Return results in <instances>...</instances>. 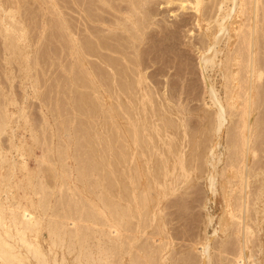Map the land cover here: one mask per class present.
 Instances as JSON below:
<instances>
[{"label": "bare ground", "instance_id": "1", "mask_svg": "<svg viewBox=\"0 0 264 264\" xmlns=\"http://www.w3.org/2000/svg\"><path fill=\"white\" fill-rule=\"evenodd\" d=\"M38 1L40 2V0ZM46 1L43 4L44 6L47 4ZM178 1L180 2L181 8L190 9L189 12L191 17L189 16L190 19H188L189 17L187 19L190 20L191 24L186 17L184 19L181 18L177 22L175 21V23L173 22L174 24H166L165 21L163 24H160L159 21L164 20V16L159 17L160 12L158 13L156 11L157 9H152L153 6L151 7V5L154 4L155 0H50L49 3L52 7L57 9L55 11L57 12V23L55 22L57 25L55 27L57 28V31L54 28V33H58L56 36L57 39L55 38L54 35L56 34L54 33L53 38L56 39L54 41H57V46H59L57 47L59 49L56 52H58V59L62 62V67L67 74L65 77H67L75 88L82 90V93H88L90 96L100 95L101 97L98 96L99 98H102L100 106L104 105L106 109H110L113 116L119 120V123H117L118 126L116 124L115 126L113 125L110 129V134H106V139L103 138L105 145H103L102 148H97L96 144H98V137L96 136L97 138H94V136L93 139H87L86 142H82L85 143L83 144V147L86 149L81 152L79 151L78 153L72 151V146H75L76 144H74V142L73 145H71L69 140V142L65 144L64 149L58 151L62 154L59 155L57 153L59 156H56L55 154L54 157H51V161L48 160L49 158L46 154L41 153V163L46 161L54 166L53 171L52 168H49L52 172L46 173L45 169L48 168H44L43 166H38V169L28 171L29 169L27 168L28 165L26 158L28 159V156L33 154V149L31 148L32 144L35 145L36 142H38L37 140L39 137L37 139L32 133L35 126H32L33 123L30 124L29 117H27L24 112V107V110L19 108L20 110L18 112L19 119L23 117L20 126L24 128L23 132L30 131V144L24 142V140H22L23 137L18 139L17 143L12 141L14 138L12 135L13 129L12 126H10L12 111L9 112V116L7 115V119L3 117L5 115L0 116V135L8 132L10 135L7 145H5L0 138V264H140V261L138 262L135 260L140 259L139 257L136 258L139 254L148 264L176 263L178 249L176 247L177 243L174 240L175 235L177 237L178 231L176 228H173L172 225L170 226V223L168 224L169 219H165L166 212L163 211L166 210V206L164 209V204H167V202L171 203V201L174 202L175 200L173 198L171 200V197H169V200L171 201H168L167 197L170 195L173 197L175 195V197L177 196V199H182V202H184L183 198H178L179 193L176 194V192L180 190L181 187V189L184 190L183 186H181L182 183L190 188L191 186L188 185L190 183L186 182L195 181L191 180V178L197 177L195 174V176H192L191 173H189L190 168H188L190 165L194 167L197 164L193 165L189 162L190 164H188L189 166L187 167V163H185V159H183L184 151L187 149V146L185 147L186 149L184 148V140H187L186 135L188 134V132L186 134L187 129H185V126L187 125L185 123V119L187 118L185 117V113L187 110H184V116H182L185 119H178V114L181 117L184 108L180 107L182 104L178 106L179 109L177 105V108L172 107V97L170 105L172 111H176L173 110V108L178 110L175 112L177 113V118L175 119H177L178 123L176 120L173 121V119H170L176 123L174 124L172 122L175 126H173V124H171V126L169 124L171 123L169 120L170 116H165L168 120H166L168 125H166V118L162 119L164 120L163 125L166 123L163 126L164 130L161 128L162 125L159 126V128L157 125H154L156 127H152V130H148V128H150L148 126H152L151 124H153V121L152 123L148 121L150 123L149 125L148 123L146 125L144 124L147 122L146 120H148L146 117L149 118V113L147 114L148 108L145 105V97L143 95L147 94L146 92L149 88L148 83L151 85L158 79H155V82H152L151 84L150 81L147 80V83L146 79H148L147 77H150L151 74L150 71L149 75H146L145 73V69H147L145 66L149 65L147 64L148 61L150 59H157V61L158 59H164L167 63L168 61L171 62V65L174 62L172 67H169L168 64L170 63L167 64L168 68L171 70V68L174 69V64L179 60L177 59L178 56L183 54V52H180V54L174 50L179 48L176 46L178 45L177 35L180 34L179 30H181L178 29V27H184V30L181 31H185L186 29L185 34L187 32L189 34L196 33L200 35L199 37H196L195 40L197 44L196 50L198 49L197 52H199L200 68L205 71V75H202L209 107L213 109V112L210 113L212 114L211 116H208L209 113L206 114V118L202 116L204 118L203 121L202 117H199L204 123H202L203 125H209V129L208 126L205 125L208 132L210 131V136L208 138L211 140L208 139L210 144L208 143L209 145L206 148V151L200 142H194L198 145V149L203 147L202 149L205 151V154L204 151L202 152L205 155L204 162L211 166L210 170L205 172L203 166H196V170L198 169L200 172L204 169L200 174L197 170L198 177L203 178L205 185L207 186L206 188L209 189L212 196L220 194L222 198V211L221 215L218 217V229L215 228L213 232L217 233L218 230L222 231V229H225L224 227L231 223V221L236 222L233 219H237L236 224L232 223L233 226L236 225L235 228L237 233H234L240 236L238 238V245H236L238 246V255L234 256V260L240 264H254V261L251 262L252 259L251 261L248 260L249 257H246L245 254L250 243V237L255 231L253 230L254 227L252 228L249 226L246 218H249L248 216L250 215L255 226L259 228V237H261V234H264V182L259 186V190L257 189L258 191L255 195V199L252 200L251 203V205L253 204L252 211L248 214V206L251 201H248L249 192L247 191L248 189H246L248 184L246 182L248 181L246 179V169L249 168L248 164L250 163L252 156L256 153L257 146L260 144H257L258 142L254 133L257 131L259 133H264L262 131L264 130V127H262L264 126V117L261 116L263 117L261 120L259 117L258 119L255 116L256 114H259L258 112L260 109L264 112V78L262 77L264 72V57H261L258 54V52L261 51L260 49H262L264 53V0ZM11 2L10 0H0V27H2L0 33L3 35V42L6 39L7 41H5L10 47L8 49V45H6L7 43L5 42L6 49H4L3 53L5 54L4 58L19 57L22 59L24 58L27 61L33 54L32 50H29L31 49V46L25 43L28 42L29 39L26 38V33H28L26 32L27 28L24 20H22L24 17L22 18L20 16L22 19L16 17L17 13H19L18 9L20 8V6L18 8L19 0L12 5ZM165 2L168 3L171 2V0ZM40 3L42 4L43 0ZM42 15L43 14H41V16ZM53 17H51V20ZM43 23L45 24V20H43ZM188 23L189 25H187ZM46 25H40L39 27L41 29L38 27V30L40 31H37L36 34L39 39L46 36ZM49 26L50 27L48 28L50 29L52 26L54 27L53 23L52 26L51 23ZM186 26L187 28H185ZM156 27H158L159 30H156ZM43 31H45V35L41 36ZM48 32H52V29L47 31V34ZM187 35L188 34H186V36ZM46 37H50V35H47ZM37 40L38 39H36V41ZM23 42L25 45L22 44ZM16 43H21L20 47ZM27 47H29V49ZM173 50L175 51L174 54ZM184 54L186 53L184 52ZM184 54L183 57H186ZM174 56L177 57L174 58ZM171 58L173 61H170L172 60ZM9 59L8 61H10ZM150 61L149 63L152 64V61ZM163 64V67L166 66L165 62ZM184 64L185 63H183V66ZM152 65H154V63ZM156 65L157 64L154 66ZM178 67L180 70L182 69V67ZM185 67H187V65ZM72 68L75 69L74 73ZM155 69L158 71V74L161 72L160 66ZM23 70H25L27 74L28 68ZM166 70L164 71L166 72ZM154 71L152 74H154ZM172 71L175 72L174 70H171V72ZM216 73L219 74L220 77V89H217L216 81L213 79L214 74ZM162 74V76L166 77L164 72ZM72 75H74V77ZM156 75L151 76L154 77ZM22 79H25L24 81L29 87H33L32 84H30L27 75L23 76ZM167 79V81H169V77ZM170 80L172 81L171 78ZM158 81L161 80L158 79ZM156 83L153 85L156 86ZM166 83L167 82L164 84ZM175 83L176 82L171 84L170 82V85L173 87H169L168 89L172 90L175 88ZM152 86H150V88H152ZM154 86L153 88H157ZM165 89L167 88L164 86L159 87L160 91L157 93L160 92V97L162 92L165 94L167 93ZM168 89L167 91H169ZM152 91L154 92L157 90L153 89ZM136 92L140 94L144 93L142 98L139 99L141 105L139 106H143V108L140 109L139 107L140 111L138 112V107L135 105L136 110L134 109V113H131V109L134 107L129 104L132 102V104H134V101L129 98L132 102H127V104L126 102L122 103L123 99L120 101V99L117 100V98H120L123 94L125 95V99L126 95H128L127 98L130 95L132 98ZM171 93L172 92H170V94ZM170 94L167 96L165 95L166 97L162 95V97L164 96L165 100H167L166 98L170 99ZM82 95L83 94H81V97ZM169 95L170 97H168ZM85 96L87 97V95L84 94L83 98ZM110 97H113V100ZM135 98L137 99V96ZM13 100L15 99L12 98V100H8V106L14 105L15 101ZM146 100H148L147 97ZM89 101L90 103L85 101L87 103L86 105H89L86 107H90L89 110H91L93 109V106H96L97 104L92 105L91 100ZM117 101H120L122 104H119L118 106ZM159 102H162V100ZM136 103L138 104L137 100ZM124 104L128 105V110H125L127 109V105H125L126 107L122 106ZM117 106L119 109L120 107L122 108L121 110H123L122 113L124 116H122L123 114L121 116L119 115L116 110ZM158 106L159 105H157V107ZM171 107L167 108L166 112L168 109L171 110ZM129 108L131 111H129ZM226 108L231 110L230 113ZM232 110L236 115V126H234L236 127V132L234 131L235 136H233L235 137L234 139L236 142H234V145L232 143L234 140L230 141L234 146L228 142L232 146V149L235 148L234 151L231 149L233 154L235 152L233 156L235 158L231 160V154H229V159L226 155H223L225 154V146H223V149L220 152L218 151V147L221 145V135L224 128H226L225 122L228 120L227 118H229L228 115H232ZM174 112L172 113V116L175 114ZM180 112H182V114ZM150 116L152 115L150 114ZM161 118H163V116ZM256 122L261 125L262 130L260 128H258L260 131L257 129V126L260 125ZM202 124L200 123V125ZM165 129L167 130L166 134ZM207 130L203 132L199 131V133H204ZM66 132L67 131H65V133ZM258 132L257 134L255 133V135L259 136ZM261 133L260 136H262ZM206 134L204 133L207 137ZM167 135H171V137H167ZM189 138L190 137H188V139ZM206 139L204 141H206ZM103 140L101 139V141ZM204 141L202 142L204 143ZM156 143L158 146L155 145ZM199 144L201 147H199ZM197 145L194 146L197 147ZM44 148H42L41 151L47 152L48 150ZM153 148H156L157 154L153 152ZM195 149L196 153L195 150L192 151L195 153H192L193 157L200 153V150L197 148ZM258 149H260V147ZM52 154L53 153H51V155ZM154 154L155 156L157 155L158 159L153 158V162L152 157ZM189 155L190 158H192L191 154ZM189 155L185 156L187 157ZM199 155L198 156L201 157V153ZM14 156H16V158L18 157L20 160H16V158L14 159ZM223 156H225L224 159ZM199 157L196 159L198 160ZM202 158L203 157L200 159ZM186 159V162H188L189 157ZM196 159L192 158L191 160L194 161L192 163H197L195 162ZM223 160L231 161L222 164L224 167L221 166V169L219 168V163ZM66 161L70 163H67ZM255 165L253 166L254 168ZM250 166L252 165L250 164ZM193 167H191L192 170ZM197 167H201L202 169ZM220 169L222 171H220ZM248 170H251V167ZM248 172L250 173V171ZM189 175L192 177H190V180L188 179V181L186 178ZM181 180L183 181L178 189V184ZM184 181L186 184H184ZM61 185H65L64 191L69 193V195L67 194V197H64L65 200L61 202V204H57L55 201V203L51 205V194H53L52 192L56 186L60 189ZM191 185L193 184L191 183ZM236 190L239 192L240 196H236L237 199H235L237 201H232L231 203L232 192ZM184 191V193L187 192L186 189ZM184 193L183 195H185ZM180 194H182V192ZM235 194L236 193H234V195ZM166 198L167 202L165 201ZM191 198H193L192 195ZM177 199L175 200L176 203L172 202V205L176 204L179 207L182 203L178 205ZM57 201H59V199ZM186 201L187 199L184 203H186ZM169 205V207L172 206L171 204ZM169 207L166 211H168ZM175 207L176 206L173 208ZM170 211L171 209H169V212ZM175 214L174 216L177 215ZM205 214L206 220H204V223L211 224L214 218L209 213ZM167 216H170L171 219V216L173 215L170 212ZM147 217L152 218V220L155 219L154 222L152 221L156 227V231L153 232L155 233V237H153V235L151 237L155 239L156 246L153 245V247L148 245L145 247L143 244L141 246L140 243L137 247L134 243L138 233L135 236L130 232H139L141 226L144 225L142 220L145 221ZM148 218L146 220H149ZM172 222L173 221L171 220V224ZM146 225L148 226V221L146 222ZM128 232L131 235L127 234ZM222 233H224V230ZM190 234L191 233L189 232V235ZM189 237L190 236H188V238ZM210 237L211 235L205 234L203 236V241H198L197 243L194 242L193 244L194 248L198 249L199 253L197 254H200L203 259L202 264H210L211 262ZM237 237L238 236H236V238ZM122 238L128 239L130 247L134 248L136 245L137 251L135 252L138 253L137 255L135 254L136 256L132 254L129 246L124 245L126 242H124ZM259 245V254L262 255L264 254V239L261 240ZM260 258H262V256ZM257 264H261V261Z\"/></svg>", "mask_w": 264, "mask_h": 264}, {"label": "rangeland", "instance_id": "2", "mask_svg": "<svg viewBox=\"0 0 264 264\" xmlns=\"http://www.w3.org/2000/svg\"><path fill=\"white\" fill-rule=\"evenodd\" d=\"M12 1V2H11ZM38 0H19V4H18V8H19V6H20V8L18 9L19 11V13H17V15H16V17L17 18H19L20 16L23 18H21L22 20H24V22H25V26H26V28H27V31L26 32H28V33H26V38H29L28 39V42H25V43H27V44H29V46H31L30 48L31 49H29V47H27L30 51L32 50V52H33V56L31 55L30 57H29V59L26 61L24 58L22 59V58H16V57H13V58H11V57H7L6 59L4 58L5 57V54H3L4 53V49H6V45H8V43L4 40V42H3V35L0 33V116H3V115H5V116H3L4 118H8V116H9V112H11L12 113V115H11V119H10V126H12V135L14 136V138H13V136H12V141H14V143H17L18 142V139H20V138H22V140H24V142H26L27 144H30L29 142H31L30 141V138H31V136H30V131H24L23 132V130H24V128H22L20 125L22 124V118L23 117H21L20 119H19V108H22L23 109V107H24V112L26 113V116L27 117H29L28 119L30 120L29 122H30V124H32V126L34 127V129L32 130L33 132V134L37 137V139H38V137H39V139L37 140L38 142H36V144L34 145V144H32V149H33V151H32V153L33 154H31V156L29 157L28 156V159L26 158V162H27V168L29 169L28 171H33V170H36V169H38L39 167H41V166H43L44 168H48V169H45V172L46 173H50V172H52L54 169H53V165L51 164V163H49V162H46V161H42L43 163H41V153L43 154H46L47 156H48V160L49 161H51V157H54V155L56 154V156H59V155H61L58 151H62L63 149H64V146H65V144H67L69 141H70V144L71 145H73V143L74 144H76L75 146L73 145L72 146V151L75 153V152H81L82 150H85L86 148H84L83 147V144H85V143H82V142H86L87 141V139L88 140H90V139H93V137L94 138H97L98 139V141H97V143L98 144H96V146H97V148H102V146L103 145H105V143H104V140H103V138H105L106 139V137H107V135L106 134H110V129L113 127V125L115 126V124L118 126V124L117 123H119V120L116 118V117H114L113 116V114H112V112L110 111V109H106L105 107H104V105H101L100 106V102H101V99L102 98H99V97H101L100 95H94V94H92V95H94V96H90V94H88V93H82L83 91L82 90H80L79 88H75L74 86H73V84L72 83H70V81L67 79V77H65L67 74H66V72H65V70H64V68L62 67V62H60V59H58L59 57V55L57 54L58 52H56V51H58V49L59 48H57V47H59V46H57V41H54V40H56L57 39V33L58 32H56V33H54L55 31H54V28L57 26L56 25V13L57 12H55L57 9H54V7H52V5L49 3L50 2V0H43V3L41 4L40 2L42 1V0H40V2L38 1ZM45 1H46V5L44 6L43 4L45 3ZM157 0H155V2H154V4H152L151 5V7H152V9H157L156 11L159 13V17L161 16V17H163V19L164 20H161V21H159V23L161 24H163L164 23V21H165V23L166 24H174L175 23V21L177 22L178 20H180L181 18L182 19H184L185 17H186V19L191 15L190 14V9H183V8H181L180 7V2L178 1V0H171V2H165V1H167V0H158L157 2H156ZM10 2H11V5L12 4H15V2L17 3L18 2V0H10ZM159 5H158V4ZM41 4V5H40ZM49 5H51V6H49ZM155 7V8H154ZM158 7V8H157ZM161 7V8H160ZM46 8V9H45ZM43 9V10H42ZM49 9V10H48ZM54 9V10H53ZM22 10V11H21ZM46 10V11H45ZM52 10V11H51ZM28 11V12H27ZM51 13H50V12ZM50 13V14H49ZM53 13V14H52ZM41 14H43L42 16H41ZM46 14V15H45ZM189 14V15H188ZM72 15H74V14H72ZM46 17V19H45V17ZM49 16V17H48ZM54 16V17H53ZM43 17V18H42ZM51 17H53L52 18V20H51ZM166 17V18H165ZM191 17V16H190ZM190 17L188 18V19H190ZM29 18V19H28ZM26 19V20H25ZM36 19V20H35ZM41 19H43V20H45V24L43 23V20H41ZM166 19V20H165ZM187 19V20H188ZM54 20V21H53ZM48 21V22H47ZM49 21H50V23H51V26H52V23H53V25H54V27L52 26V32H48V34H47V31H50L51 29L50 28H48V27H50L49 25H50V23H49ZM47 22V23H46ZM56 22V23H55ZM174 22V23H173ZM188 22H190V20H188ZM43 23V24H42ZM48 23H49V25H48ZM47 24V25H46ZM190 24H191V22H190ZM40 25H46V27H45V30H46V32L45 31H43L42 33L43 34H41V36L42 35H45L46 34V36L48 35H50V37H46V36H43V37H45V38H41L40 37V35L38 34V36L41 38V39H39L38 37H37V31H40V30H38V27L40 26ZM187 25H189V23L187 24ZM189 27V26H188ZM157 29L156 30H159V28L158 27H156ZM185 28H187V26L185 27ZM2 29V27H0V30ZM39 29H41L40 27H39ZM50 29V30H49ZM57 28H55V30H56ZM178 29H181V30H184V27H178ZM33 30V31H32ZM181 30H179V35H177V38H178V40H177V42H178V45H176L177 47H179V48H176V49H174L175 51H177L178 53H182L183 52V54H184V52L186 53V54H184V55H186V57L184 58L183 57V54H181L180 56H178V58L177 59H179V60H177V59H175V60H177L176 61V64H174V69H172L171 68V70H174L175 72L176 71H178V70H180V68L178 67V66H180V67H182V69L180 70V71H178L179 72V74H178V72H171V70H170V68H168V66H167V64L168 63H170V64H168L169 65V67L171 66H173V63H172V65H171V62H169L168 61V63H167V61H164V59L163 60H161V59H158V61H157V59L155 60V62H154V60L152 59H150L151 61H152V64L154 63V65L155 64H157L156 66H154V65H152V64H150L149 63V61H148V63L147 64H149L148 66L146 65L145 67H147V69H145V73H146V75H149V71L151 72V74H150V77H152L153 75H156V73H157V75L156 76H158V77H156V76H154V77H152V78H150L149 76L147 77L148 79H146V81L148 80V81H150V84L152 83V82H155L156 83V86H154L155 85V83H153V84H151V85H149V83H148V81H147V83H148V86H149V88H148V91L146 92L147 94H140V93H135L134 95L132 94V93H130V94H132L133 95V97L131 98V95L127 98V96L128 95H126V99L124 98L125 97V95L123 94V95H121V97L120 98H117V100H119L120 99V101L122 100V103H124V102H129V103H131L132 101H134V104H129V105H131V106H133L132 108L133 109H131L132 110V112L131 113H134L133 112V110L135 109L136 110V108H135V105H136V107H138L137 108V111L139 112L140 110H139V107L141 106L140 105V103H139V99L140 98H142V95L145 97V100H144V102L146 103L145 105H146V107L148 108L147 109V114H148V117L149 118H147L146 117V119H148V120H146L147 122H145L144 124L146 125L147 123H148V125L150 124V123H152V121H153V124H151L152 126H148V127H150V128H148V130H152L154 127H156V126H154V125H157V127L159 128V126H161V128L164 130V128H163V126L167 123V118L166 117H169V120L170 119H173V121L174 120H176V122H177V119H175V118H177L176 117V115H177V113H175V112H177L178 110L177 109H174V108H177L178 106H180L181 104V106L180 107H183L184 109H183V114H182V112H180L182 115H181V117L179 116V114H178V119H180V118H183V119H185L184 117H182V116H184V110L186 111V116L185 117H189L188 118V120H187V118L185 119L186 120V124L188 125H186L185 126V129H187L186 130V134H187V132H188V134L186 135V139L187 140H184L185 141V146H184V148L186 149H184L185 151H184V156H183V159H185V163H187V167L189 166L188 164H193V165H196V166H198V165H200V166H203V168L205 169H202L201 167H197V168H201L200 170H201V172H203V170H204V172L205 171H207V170H210V168H211V166H209V164H207V163H205L204 162V158H205V151H206V148L208 147V145L210 144V139L208 138L209 136H210V134H209V132H208V130L206 129V126H208V129H209V125H203L204 123L202 122L203 120H204V118L203 117H205L206 116V114H208L209 113V115L208 116H211L212 114H210V113H212L213 112V109L212 108H210L209 107V102H208V97L206 96V93H205V87H204V81H203V75L202 74H204L205 75V71H203V70H201V68H200V64H199V52H197V50H196V48H197V44H196V42H195V40H196V37H199L200 35L199 34H189V33H187L186 32V34H188L187 36H186V34H185V31H186V29H185V31H181ZM57 31V30H56ZM184 32V33H181V32ZM44 32H45V34H44ZM35 33V34H34ZM53 33L54 34H56V35H54L55 36V38L56 39H54L53 37ZM182 34V35H181ZM52 35V36H51ZM181 35V36H180ZM184 35V36H183ZM31 36V37H30ZM35 36V37H34ZM178 36H180V37H178ZM33 38V39H32ZM49 38H50V40H49ZM31 39V40H30ZM35 39V40H34ZM36 39H38L37 41H36ZM46 39V40H45ZM45 40V41H44ZM192 40V41H191ZM36 41V42H35ZM187 41V42H186ZM7 44H6V43ZM45 42V43H44ZM193 42V43H192ZM52 43V44H51ZM55 43V44H54ZM179 43H181V44H179ZM196 45H195V44ZM6 44V45H5ZM17 44V43H16ZM20 44L21 43H18L17 45H19V47H20ZM22 44H24V42L22 43ZM185 44H186V46H185ZM4 45V46H3ZM25 45V44H24ZM53 45V46H52ZM196 47H195V46ZM23 46V45H22ZM22 46H21V48H22ZM40 46V47H39ZM185 46V47H184ZM5 47V48H4ZM8 47V49L10 48L9 47V45L7 46ZM182 47V48H181ZM56 48V49H55ZM185 50H184V49ZM186 48H188V49H186ZM190 48V49H189ZM173 50V54H174V51ZM182 50H184V51H182ZM261 51H262V49H260ZM259 50V51H260ZM258 52V54H259V56H261V57H264V53H263V51L262 52ZM36 52V53H35ZM45 52V53H44ZM176 54V53H175ZM55 55V56H54ZM176 56V57H177ZM188 56V57H187ZM175 56H174V58H176ZM180 57V58H179ZM184 59H186V60H184ZM57 58V59H56ZM3 59V60H2ZM8 59L10 60V61H8ZM13 59V60H12ZM18 59V60H17ZM20 59V60H19ZM172 59V58H171ZM180 59H181V61H180ZM189 59V60H188ZM264 59V58H263ZM5 60V61H4ZM24 60V61H23ZM174 60V61H175ZM27 63H26V62ZM150 61V62H151ZM160 61V62H159ZM170 61H173V59L172 60H170ZM186 61H188V62H186ZM9 62V63H8ZM165 62V65L167 66H164L163 67V63ZM159 63V64H158ZM178 63V64H177ZM183 63H185L186 65H187V67H185L186 65L184 64V66H183ZM163 64V65H162ZM61 65V66H60ZM176 65H177V68H176ZM156 68H158L159 66L161 67V72H159V74H158V71L154 68V67ZM29 67H31V68H29ZM10 68V69H9ZM25 68H28V71H29V73H28V71H27V74H26V71L25 70H23V69H25ZM166 70V69H168V70H166V72L163 70ZM186 68H187V70H186ZM191 68V69H190ZM193 68V69H192ZM152 69H153V71H154V69H155V71H154V74H152ZM6 70H8V71H10V72H8V71H6ZM72 70H73V73H74V71H75V69H73L72 68ZM186 70V71H185ZM6 71V72H5ZM147 71V72H146ZM202 71H203V73H202ZM24 72V73H23ZM156 72V73H155ZM164 72V75L166 74V77L165 76H162L163 73ZM171 72V73H170ZM189 72V73H188ZM7 73V74H6ZM9 73H10V76H9ZM72 73V74H73ZM148 73V74H147ZM175 73V74H174ZM62 74V75H61ZM183 74V75H182ZM25 75H27L28 76V79L30 80L29 82H30V84H32V86L33 87H35V88H31V87H29L28 86V84L24 81L25 79H22L23 78V76H25ZM152 75V76H151ZM169 75V76H168ZM188 75V76H187ZM71 76V75H70ZM73 77H74V75H72ZM160 77V78H159ZM162 77H164V78H162ZM169 77V81H167L168 78ZM262 77L264 78V72H263V74H262ZM154 78V79H153ZM159 80H161V81H158V79ZM170 78L172 79V81L170 80ZM183 78V79H182ZM12 79V80H11ZM155 79H157V80H155ZM163 79V80H162ZM166 79V80H165ZM213 79L216 81V87H217V89H220V85H219V81H220V77H219V74H214V77H213ZM155 80V81H154ZM34 81V82H33ZM163 81V82H162ZM167 82L166 84H164L165 82ZM178 81V82H177ZM191 81V82H190ZM33 82V83H32ZM170 82H171V84L173 83L174 84V82H176L175 83V85L174 86H176L175 88H173L172 90L171 89H168L169 87H173L172 85H170ZM60 83V84H59ZM160 83H161V85H160ZM184 83V84H183ZM27 84V85H26ZM183 84V85H182ZM187 84V85H186ZM22 85V86H21ZM60 85V86H59ZM63 85V86H62ZM154 87H157V88H153V86ZM164 86V87H166L169 91H167V89H165V91L168 93V94H170V92H172L170 95H171V97H170V95L168 96V97H170V99L169 98H166L167 100H165V97L168 95L167 93L165 94L164 92H162L161 93V97H160V92L159 93H157L158 91H160L159 90V87L160 86ZM165 85H169L168 87L167 86H165ZM186 85V86H185ZM62 86V87H61ZM72 86H73V88H72ZM150 86H152V88H150ZM194 86V87H193ZM23 87H24V89H23ZM200 87V88H199ZM191 88V89H190ZM153 89H156L157 91H152ZM178 89V90H177ZM183 89V90H182ZM149 90H151V91H149ZM171 90V91H170ZM177 90V91H176ZM204 90V91H203ZM176 91V92H175ZM173 92H175V93H173ZM204 92V93H203ZM151 93V94H150ZM156 94V95H154V94ZM81 94H85V95H87V97L85 96L84 98H83V95H82V97H81ZM174 94V95H173ZM176 94V95H175ZM2 95H3V97H2ZM5 95V96H4ZM7 95V96H6ZM20 95V96H19ZM29 95H31V96H29ZM80 95V96H79ZM118 95H120V94H118ZM118 95H117V97H118ZM137 96V99L135 98L136 96ZM162 95H166L165 97H164V99H163V97H162ZM223 95V94H222ZM14 96H15V98H14ZM65 96V97H64ZM97 96V97H96ZM99 96V97H98ZM110 96V95H109ZM141 96V97H140ZM9 97H10V99H9ZM81 97V98H80ZM146 97H147V99L148 100H146ZM172 97H173V100H171L172 99ZM8 98V99H7ZM12 98L13 99H15V100H13V101H15L14 102V105L12 106H8V100H12ZM88 99V101H87V99ZM97 98H99V99H97ZM111 98V97H110ZM132 99V101H130V99ZM134 98V99H133ZM18 99V100H17ZM24 99V100H23ZM60 99V100H59ZM74 99V100H73ZM85 100L87 103L89 102L90 103V101L89 100H91V103H92V105H96V106H93V109H91V110H89L90 109V107L89 108H87L89 105H86L87 103L85 102V101H81V100ZM112 100H113V97L111 98ZM129 99V100H128ZM66 100V101H65ZM77 100V101H76ZM93 100V101H92ZM100 100V101H99ZM126 100H128V101H126ZM136 100H137V102H138V104L136 103ZM162 100V102H159V101H161ZM170 100H171V102L172 103H174V104H172L171 102H170ZM72 101V102H71ZM98 101V102H97ZM120 101H117L118 102V106H119V104H122ZM176 101V102H175ZM17 102H18V104H17ZM85 102V103H84ZM120 102V103H119ZM178 102V103H177ZM76 103V104H75ZM157 103V104H156ZM159 103V104H158ZM165 103V104H164ZM170 103H171V105H172V107H174L173 108V110H176L175 112L174 111H172V107H171V105H170ZM21 104V105H20ZM84 104V105H83ZM128 104V103H127ZM127 104H124V105H122L123 107H126L125 105H127ZM149 104V105H148ZM163 104V105H162ZM169 104V105H168ZM81 105H82V107L84 108H82L81 107ZM140 105V106H139ZM157 105H159L158 107H157ZM162 105V106H161ZM165 105V106H164ZM167 105V106H166ZM176 105H177V107H176ZM184 105V106H183ZM16 106V107H15ZM18 106V107H17ZM43 106V107H42ZM87 106V107H86ZM117 106V112L119 113V115L121 116L123 113H122V111L123 110H121L122 108L120 107V109H119V107ZM73 107V108H72ZM76 107V108H75ZM80 107V108H79ZM95 107H96V109H95ZM107 107V106H106ZM153 107V108H152ZM165 107V108H164ZM171 107V110L170 109H168L167 110V112H166V109L167 108H170ZM131 108V107H130ZM130 108H129V111H131L130 110ZM141 108H143V106L142 107H140V109ZM81 109V110H80ZM150 109H151V111H150ZM154 109V110H153ZM161 109V110H160ZM178 109H179V107H178ZM226 109H228V108H226ZM4 110V111H3ZM17 110V111H16ZM93 110V111H92ZM125 110H128V105H127V109H125ZM180 110H181V108H180ZM206 110H207V112H206ZM229 110V111H228ZM227 111L230 113V109H228ZM81 111V112H80ZM88 111V112H87ZM95 111V112H94ZM137 111H135V112H137ZM171 111H172V113L174 112L175 114H173V116H172V113H171ZM14 112V113H13ZM15 112H16V114H15ZM65 112V113H64ZM84 114H83V113ZM187 112H189V113H187ZM110 113V114H109ZM158 113V114H157ZM168 113V114H167ZM179 113V112H178ZM202 113H205V114H202ZM232 115H228V117L229 118H227L228 120H226V122H225V124H226V128H228V129H226V128H224V130H223V133H222V135H221V145H220V147H218V151L220 152V151H222V149H223V146H225V154H223V155H226L227 156V158L230 156L229 154H231V160L232 159H234L235 157H233L234 156V154H235V152H234V154L232 153V150L234 151V149H232V146H234L235 144H234V142H236V140L234 139L235 137H233V136H235V132H236V127H234V126H236L235 124V121H236V115L234 114V111L232 110ZM259 114H256L255 116L258 118H263L264 117V112H263V110H259V112H258ZM42 114V115H41ZM89 114V115H88ZM150 114L152 115V116H150ZM154 114V115H153ZM171 114V115H170ZM198 114V115H197ZM8 115V116H7ZM88 115V116H87ZM156 115H157V117H156ZM197 115V116H196ZM91 116V117H90ZM122 116H124V114L122 115ZM163 116V118H161ZM166 116V117H165ZM202 117V121H201V118H199V117ZM231 116V117H230ZM261 116H263V117H261ZM69 117V118H68ZM89 117V118H88ZM113 117V118H112ZM122 118V117H121ZM155 118V119H154ZM164 118H166L165 119V121H166V123H164V125H163V122H164V120H162V119H164ZM206 118V117H205ZM257 118H255V119H257ZM258 118V119H259ZM14 119V120H13ZM19 119V120H18ZM66 119V120H65ZM80 119V120H79ZM118 121H117V120ZM151 121H150V120ZM200 119V120H199ZM17 120V121H16ZM47 120V121H46ZM108 120V121H107ZM111 120V121H110ZM121 120H123V119H121ZM145 120V119H144ZM157 120V121H156ZM184 120V121H185ZM262 120V119H261ZM260 120V121H261ZM21 121V122H20ZM69 121V122H68ZM80 121V122H79ZM115 121H116V123H115ZM150 123H149V122ZM155 121V122H154ZM171 121V123H169L170 125L171 124H176L175 122H173L172 120H170ZM169 121V122H170ZM179 121V120H178ZM198 121H201V122H198ZM260 121H258L259 123H261ZM64 122V123H63ZM83 122V123H82ZM173 122V123H172ZM232 122V123H231ZM20 123V124H19ZM79 123V124H78ZM108 123V124H107ZM178 123V122H177ZM184 123V122H183ZM200 123L202 124V125H200ZM257 123V122H256ZM259 123H257L258 125H260ZM106 124V125H105ZM173 124V126H175ZM262 124V123H261ZM68 125V126H67ZM76 125V126H75ZM80 125V126H79ZM166 125H168V123L166 124ZM263 125V124H262ZM18 126H20V127H18ZM71 126H73V127H71ZM75 126V127H74ZM93 126V127H92ZM106 126V127H105ZM172 126V125H171ZM170 126V127H171ZM18 127V128H17ZM79 127V128H78ZM82 127V128H81ZM84 127V128H83ZM153 127V128H152ZM166 127V126H165ZM167 127H169V126H167ZM191 127V128H190ZM197 127V128H196ZM262 127H264V126H262ZM262 127H261V125L260 126H257V129L258 128H260L261 130H262ZM76 128H77V130H76ZM86 128V129H85ZM91 128H93V129H91ZM98 128V129H97ZM193 128V129H192ZM200 128V129H199ZM65 129V130H64ZM67 129V130H66ZM84 129V130H83ZM106 129V130H105ZM203 129V130H202ZM73 130V131H72ZM82 130V131H81ZM190 130V131H189ZM205 130H207L206 132H204L206 135H207V137L204 135V133H201V132H203V131H205ZM230 130V131H229ZM259 130V129H258ZM65 131H67L66 133H65ZM166 129H165V134H166ZM199 131H201L200 133H199ZM235 131V132H234ZM260 131V130H259ZM263 132H264V130H262ZM8 132V131H7ZM73 132V133H72ZM150 132V131H149ZM152 132V131H151ZM258 132V131H257ZM257 132H255L256 134H257ZM9 133V132H8ZM8 133H2L1 135H0V138L2 139V141H3V143L5 144V145H7L8 144V138L10 137V135L8 134ZM29 133V134H28ZM255 133H254V136L256 137V139H257V144H259L257 147L259 148L260 147V149H258L257 148V150L255 151L256 153L252 156V158H251V160H250V163L248 164L249 166V168H247L246 170V179L248 180V181H246L247 183V186H246V189H248L247 191L249 192L248 193V195H249V197H248V201L250 202L249 203V206H248V208H249V211H248V214H249V212L251 213V211H252V208H253V204L251 205V203H252V200H254L255 199V195H256V193H257V191L259 190V186H261V184L264 182V140H262V139H264V133H261L262 134V136H260V133H259V136L258 135H255ZM85 134V135H84ZM92 134V135H91ZM101 134V135H100ZM168 134V133H167ZM202 134V135H201ZM232 134V135H231ZM51 135H53V136H51ZM68 135V136H67ZM91 135V136H90ZM188 135H190V136H188ZM203 135H204V137H205V139H206V141H204L205 139H204V137H203ZM69 136H70V138H69ZM97 136V137H96ZM190 137L189 139H188V137ZM199 138H198V137ZM230 136V137H229ZM15 137H17V138H15ZM30 137V138H29ZM92 137V138H91ZM100 137V138H99ZM167 137H171V135L170 136H168L167 135ZM82 138V139H81ZM84 138H86V139H84ZM202 140H201V139ZM262 138V139H261ZM84 139V140H83ZM96 139V140H97ZM101 139L103 140V141H101ZM210 141H209V140ZM260 139V140H259ZM50 140V141H49ZM69 140V141H68ZM77 140V141H76ZM81 140V141H80ZM83 140V141H82ZM100 140V141H99ZM164 140H165V138H164ZM194 140H196V141H194ZM199 140H201V141H199ZM232 140H234L232 143L234 144H232L230 141H232ZM262 140V141H261ZM28 141V142H27ZM198 141V142H197ZM202 141H204V143L202 142ZM45 142H46V144H45ZM58 142V143H57ZM78 142V143H77ZM188 142V143H187ZM194 142H196V143H199L200 142V144L202 145V146H204V150L202 149L203 147H201V145L199 144V147H201V149H198V145L196 144V143H194ZM202 142V143H201ZM227 142V143H226ZM231 143L232 144V146L229 144V143ZM102 143V144H101ZM158 143V142H157ZM157 143L155 144L156 146H158L157 145ZM187 143V144H186ZM209 143V144H208ZM256 144V145H257ZM45 145V146H44ZM63 145V146H62ZM194 145H197V147H195ZM206 145V146H205ZM52 146V147H51ZM101 146V147H100ZM190 146V147H189ZM45 147V148H44ZM50 147H51V149H50ZM42 148H44V149H47L48 151L46 152H42L41 151V149ZM53 148V149H52ZM76 148V149H75ZM83 148V149H82ZM195 148H197L198 150H200V153H201V157H203L202 159H200L201 157H199L200 155V153H199V151H198V155L196 154V155H194V157L192 156L193 154H195L196 153V149ZM255 148H256V146H255ZM31 149V150H32ZM50 149V150H49ZM190 149V150H189ZM192 149V150H191ZM232 149V150H231ZM261 149H263V150H261ZM75 150V151H74ZM99 150V149H98ZM101 150V149H100ZM193 150H195V153L194 152H192ZM52 151H54V152H52ZM57 151V152H56ZM191 151V152H190ZM204 151V154L202 153ZM153 152H155V154H157L156 153V148H153ZM153 152H152V154H153ZM190 152V153H189ZM51 153H53L52 155H51ZM57 153L59 154V155H57ZM185 153H187V154H185ZM193 153V154H192ZM155 154L153 155V157H152V159L154 158H156V159H158L157 158V155L155 156ZM189 154H191V156H192V158H194V159H196L197 157H199L198 158V160L196 159V161L195 162H197V163H192V162H194L193 160H191L192 158H190V155ZM185 155H189V156H185ZM202 155H204V156H202ZM197 156V157H196ZM189 157V161L188 162H186V158H188ZM196 157V158H195ZM224 157L225 156H223V159H224ZM16 158V156H14V159ZM154 159H153V162H154ZM226 159V158H225ZM229 159V158H228ZM16 160H20L18 157L16 158ZM191 160V161H190ZM231 160H228V161H231ZM256 160H258V161H256ZM40 161V162H39ZM225 161H227V160H225ZM224 160L223 161H221L220 163H219V168H221L222 169V167H224L222 164H226V163H228V161L227 162H225ZM39 162V163H38ZM67 163H70V162H68V161H66ZM190 162V163H189ZM223 162H225V163H223ZM253 162V163H252ZM256 162V163H255ZM42 165H41V164ZM45 163V164H44ZM49 163V164H48ZM256 165H255V164ZM40 164V165H39ZM46 164H48V165H46ZM51 164V165H50ZM151 164V163H150ZM204 164V165H203ZM250 164L252 165V166H250ZM255 165V168L253 167L254 165ZM152 165V164H151ZM39 166V167H38ZM48 166V167H47ZM196 166H192V165H190V167H188V168H190V172L189 173H191V175L192 176H199L198 174H197V172L199 171L198 169V171L196 170ZM222 166V167H221ZM191 167H193V170H192V168ZM250 167H251V170H248V169H250ZM49 168H52V171H51V169H49ZM19 169V168H18ZM195 169V170H194ZM220 169V171H222ZM47 170V171H46ZM50 170V171H49ZM49 171V172H48ZM248 171H250V173L248 172ZM193 172H195V173H193ZM200 171H199V174L201 173ZM188 173V174H189ZM195 174V175H194ZM249 177H248V176ZM192 176H188L187 178H186V180H190V177H192ZM197 177H192L191 178V180H195V181H189V182H186V183H190V184H188V185H190L191 187L190 188H188L189 186H187V185H183V183H182V181L183 180H181V182H179V184H178V189L180 188L179 186H180V184H181V186H183V189L185 190L186 189V193H184L185 191L184 190H182L181 188H180V190H178L177 192H176V194L177 193H179V195H178V198H183V201L185 202V200L187 199V201H186V203H184V202H182V199H177V196L175 197V193L173 194L174 195V197L172 196V195H170V196H168L167 198H168V201H171L172 200V198L173 199H177L178 201H177V204L178 205H180L181 203L182 204H184V205H182V207H181V205L178 207L176 204H174V205H172L173 203H176V201L174 200V202L173 201H171V203L170 202H167V198H166V202H167V204L169 205V204H171L172 206V208L171 207H169L167 204H164V209H165V206H166V210H167V208L169 207V209H171V213H172V215L173 216H171V219H170V216L168 217L167 215H169V209H168V211H166V210H164L163 212H166V215H165V219H169L168 220V224L171 226L172 225V227L173 228H176V230L178 231H175V232H177L176 234H177V237H176V235H175V242L177 243L176 244V247H177V255H176V259L178 260H176V263L175 264H202V262H203V259L201 258V255L200 254H197V253H199L198 252V249L196 248H194V246H193V244H194V242L195 243H197L198 241H203V236L205 235V234H208V235H211V237H210V249H211V255H212V258H211V262H210V264H240L239 262H236L235 260H234V256H236V255H238V246H236V245H238V242H239V240H238V238L240 237L238 234H236L237 232H236V225L235 226H233V224L232 223H234V224H236V222H237V219H233V220H235L236 222H234V221H231V223H229L228 225H226V227H224L225 229H222V231L224 230V233H222V231H219L218 230V232L217 233H214L213 231H214V229L216 228V229H218V217L221 215V211H222V206H221V204H222V198H221V195L220 194H216L215 196H212L211 195V193H210V191H209V189L208 188H206L207 186L205 185V181L203 180V178H197ZM237 178V177H236ZM235 178V179H236ZM235 179H232V180H235ZM237 180V179H236ZM60 183V182H59ZM59 183H57V184H59ZM185 183V181H184V184H186ZM191 183L193 184V185H191ZM216 185H217V183H216ZM62 186V185H61ZM60 186V189H59V187H57L56 186V188L53 190V194H51V205H53V203H55V201H56V203L57 204H61V202H63L64 200H65V198L67 197V194L69 195V193H67L66 191H64L65 190V185H63L62 187ZM194 186V187H193ZM186 187V188H185ZM217 187H218V185H217ZM198 190H197V189ZM255 189V190H254ZM258 189V190H257ZM180 191V192H179ZM190 191V192H189ZM194 191H196V192H194ZM256 191V192H255ZM60 192V193H59ZM65 192V193H64ZM182 192V194H180ZM236 193L235 195H234V193ZM232 192V197H231V203H232V201L233 202H235V201H237L236 199H237V197H239L240 196V194H239V192L236 190V191H233ZM183 193L187 196H185V195H183ZM254 195H253V194ZM63 194V195H62ZM238 194V195H237ZM191 195H192V197L193 198H191ZM194 195V196H193ZM197 195V196H196ZM61 196V197H60ZM181 196V197H180ZM237 196V197H236ZM57 197V198H56ZM65 197V198H64ZM169 197H171L170 199L171 200H169ZM186 199H185V198ZM195 197H197V198H195ZM191 200H190V199ZM236 198V199H235ZM56 199V200H55ZM59 199V201H57ZM185 199V200H184ZM193 199V200H192ZM195 199V200H194ZM235 199V200H234ZM54 200V201H53ZM190 200V201H189ZM59 202V203H58ZM166 202H164V203H166ZM173 202V203H172ZM189 203V204H188ZM57 204H54V205H57ZM186 204V205H185ZM188 205V206H187ZM174 206H176L175 208L176 209H178V210H176L175 208H173ZM185 207H187V208H185ZM172 209H174V210H176V211H174V210H172ZM181 210V211H180ZM178 215L179 213V215L177 216L176 214ZM182 213V214H181ZM205 213H209L214 219H213V221H212V223L211 224H207V223H204L205 221L204 220H206L205 219ZM253 213V212H252ZM165 214V213H164ZM174 214L176 215V216H174ZM171 215V214H170ZM193 216V217H192ZM249 218H246V220H248L247 222H248V224H249V226H251L252 228L254 227V229L253 230H255L254 231V233H253V235L250 237V243H249V245H248V249L246 250V252H245V254H246V257L248 256L249 257V259L248 260H250L251 261V259H252V261L251 262H253L254 261V264H257L259 261H261V264H264V254H259V247L258 246H260L259 244H260V242H261V240H263L264 239V234L262 235L261 234V237H259L260 236V230H259V228H257L256 226H255V223H253V219L250 217V215L248 216ZM143 218H145V217H143ZM148 218V217H147ZM146 218V219H147ZM172 218H174V219H172ZM177 220H176V219ZM145 219V221L147 222L148 221V226L146 225V222L145 221H143L142 220V222H143V224L145 225H143V226H141V230H139V232H134L133 231V233L132 232H130L131 234H133V235H135L136 236V234H137V238H139V239H137L136 238V241H135V243L134 244H136L137 245V247H138V245H140V243H141V246H142V244H143V246H145V247H147L148 245L149 246H153V245H155L156 246V242H155V239H153V237H155L154 236V234L155 233H153L154 231H156V227L154 226L155 224L153 223L154 221H155V219L154 220H152V218H148L149 220H146ZM133 220H135V219H133ZM166 220V221H167ZM171 220L173 221L172 222V224H171ZM153 221V222H152ZM170 221V222H169ZM185 221H186V223H185ZM193 221V222H192ZM134 222V221H133ZM141 222V223H142ZM151 223V224H150ZM153 223V224H152ZM207 224V225H206ZM193 225H194V227H193ZM206 225V226H205ZM147 226V228L145 229V227ZM150 226V227H149ZM153 226V227H152ZM169 226V227H170ZM201 226V227H200ZM149 227V228H148ZM155 227V228H154ZM190 227V228H189ZM143 228V229H142ZM151 228H153V229H151ZM189 228V229H188ZM235 228V229H234ZM140 229V228H139ZM145 229V230H144ZM150 229V230H149ZM155 229V230H154ZM179 229V230H178ZM200 229V230H199ZM227 229V230H226ZM258 229V230H257ZM142 230H143V232H142ZM175 230V229H174ZM193 230V231H192ZM141 231V232H140ZM148 231V232H147ZM205 231V232H204ZM146 232V233H145ZM150 232V233H149ZM189 232L191 233L190 235H189ZM194 232V233H193ZM204 232V233H203ZM234 232H236V233H234ZM129 232L127 233V234H129V235H131ZM180 233V234H179ZM151 234V235H150ZM186 234V235H185ZM234 234V235H233ZM111 235H113V234H111ZM148 235V236H147ZM153 235V237H151ZM188 236H190L189 238H188ZM236 236H238L237 238H236ZM123 237H125V236H123ZM180 237V238H179ZM201 237V238H200ZM126 238V237H125ZM144 238H145V240H144ZM188 238V239H187ZM262 238V239H261ZM123 239V241L124 242H126V243H124V245H127V246H129V248L131 249V251H132V254L134 255V256H136L138 253L137 252H135V251H137L136 250V245L134 246V244H133V246H134V248H135V250H134V248L133 247H130V244H128L129 242H128V239H124V238H122ZM126 240V241H125ZM194 240V241H193ZM234 240V241H233ZM226 243V244H225ZM190 245V246H189ZM227 246V247H226ZM154 247V246H153ZM220 249V250H219ZM222 249V250H221ZM130 251V252H131ZM235 252H236V254H235ZM136 254V255H135ZM234 254V255H233ZM197 256V257H196ZM262 256V258H260ZM137 257H139L140 259L138 260V259H135V260H137L138 262L140 261V264H148L147 263V261L142 257V256H140V254L139 255H137L136 256V258ZM178 257V258H177ZM182 260H181V259ZM259 260H258V259ZM131 259H133V258H131ZM258 260V261H257ZM197 261V262H196ZM257 263H256V262ZM181 262V263H180ZM183 262V263H182ZM263 262V263H262ZM150 264V263H149Z\"/></svg>", "mask_w": 264, "mask_h": 264}]
</instances>
